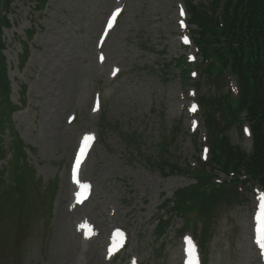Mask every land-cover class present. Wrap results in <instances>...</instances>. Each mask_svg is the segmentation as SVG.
I'll list each match as a JSON object with an SVG mask.
<instances>
[{
    "label": "rangeland",
    "instance_id": "rangeland-1",
    "mask_svg": "<svg viewBox=\"0 0 264 264\" xmlns=\"http://www.w3.org/2000/svg\"><path fill=\"white\" fill-rule=\"evenodd\" d=\"M188 2L8 0L0 9L10 84L8 94L0 91V103L8 97L0 105L1 120L7 117L0 126V264H185L184 241L193 235L203 243L195 244L199 264H264V239L254 240L263 190L249 184L242 202L219 205L206 231L196 219L197 231L186 230L183 215L169 212L175 193L195 184L190 171L206 160L208 144L196 106L200 77L191 75L201 57ZM117 7L114 29L99 41ZM87 133L95 142L79 185L93 191L74 205L79 188L70 164ZM228 134L251 151L248 128ZM163 157L181 169L162 172ZM16 175L28 181L26 197L10 190ZM159 218L171 221L163 238L155 237ZM115 230L129 240L112 259L106 249Z\"/></svg>",
    "mask_w": 264,
    "mask_h": 264
},
{
    "label": "trees",
    "instance_id": "trees-1",
    "mask_svg": "<svg viewBox=\"0 0 264 264\" xmlns=\"http://www.w3.org/2000/svg\"><path fill=\"white\" fill-rule=\"evenodd\" d=\"M7 1L0 0V9ZM188 1L190 22L196 28L193 40L202 57L196 64L200 79H194V85L205 118L210 153L208 160H199V165L190 171L195 184L175 193L169 212L174 216L183 215L186 230L196 227L197 231L196 219L206 231L219 205L242 202L244 189L249 184L264 190V0H209L206 4ZM0 15V91L8 94L10 84L2 54L1 31L8 22L6 16ZM180 70L190 81V71ZM231 79H235V90L231 89ZM206 87L211 90H205ZM4 99L0 105L8 102V97ZM2 112L1 109L0 126L7 118L1 120ZM247 122L252 137V149L248 153L233 144L228 134L236 127L242 133ZM163 142L166 150L167 142ZM21 154L24 157L23 150ZM159 166L173 172L181 169L164 157ZM219 172L227 178L222 179ZM14 180V184H9L10 190L16 196L26 197L29 189L25 175H16ZM166 221L159 218L155 237L166 235L171 222ZM202 231H199L201 240Z\"/></svg>",
    "mask_w": 264,
    "mask_h": 264
},
{
    "label": "snow or ice",
    "instance_id": "snow-or-ice-1",
    "mask_svg": "<svg viewBox=\"0 0 264 264\" xmlns=\"http://www.w3.org/2000/svg\"><path fill=\"white\" fill-rule=\"evenodd\" d=\"M262 201H264V196L261 197ZM261 215L264 216V203L261 204ZM191 238H189L190 240ZM195 246L193 245V248ZM195 264H198V260L195 262Z\"/></svg>",
    "mask_w": 264,
    "mask_h": 264
},
{
    "label": "bare ground",
    "instance_id": "bare-ground-1",
    "mask_svg": "<svg viewBox=\"0 0 264 264\" xmlns=\"http://www.w3.org/2000/svg\"><path fill=\"white\" fill-rule=\"evenodd\" d=\"M119 9V8H118ZM69 183V182H68Z\"/></svg>",
    "mask_w": 264,
    "mask_h": 264
}]
</instances>
